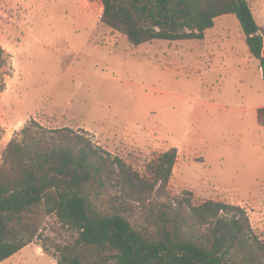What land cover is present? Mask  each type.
I'll return each instance as SVG.
<instances>
[{"label": "rangeland", "instance_id": "rangeland-1", "mask_svg": "<svg viewBox=\"0 0 264 264\" xmlns=\"http://www.w3.org/2000/svg\"><path fill=\"white\" fill-rule=\"evenodd\" d=\"M248 1L264 29V0ZM103 12L102 0H0L6 55L0 165L7 144L23 139L25 126L41 149L70 142L79 148L73 133L88 137L99 152L93 160L103 165L98 204L112 212L113 159L122 157L145 173L151 160L176 147L170 195L189 191L195 203L242 205L264 241V125L257 111L264 106V80L237 17H217L204 39L134 45L102 21ZM180 210L189 215L187 207ZM127 216L135 225L146 223L142 208ZM12 227L29 231L34 241L0 264H56L55 247L75 243L76 234L42 204ZM76 251L88 258L92 250Z\"/></svg>", "mask_w": 264, "mask_h": 264}, {"label": "trees", "instance_id": "trees-1", "mask_svg": "<svg viewBox=\"0 0 264 264\" xmlns=\"http://www.w3.org/2000/svg\"><path fill=\"white\" fill-rule=\"evenodd\" d=\"M102 1V21L134 45L155 39H204L217 17L234 14L264 80V29L248 0ZM5 63L0 44V78ZM257 111L264 125V106ZM30 129H22L23 139L9 141L0 165V262L34 241L29 231H18L12 224L22 223L27 212L42 204L47 214L76 234L73 247H55L56 264H264V241L245 207L214 199L195 203L189 191L170 195L176 147L151 160L145 173L116 156L112 186L117 193L112 212H106L98 204L105 181L103 165L93 160L99 152L92 141L71 131L79 148L70 142L41 149ZM164 197L174 199L175 207L159 203ZM136 207L147 214L146 223L135 225L127 216ZM184 207L188 216L182 215ZM42 246L51 252L47 244ZM79 247L91 249L90 256L83 258L76 251Z\"/></svg>", "mask_w": 264, "mask_h": 264}]
</instances>
